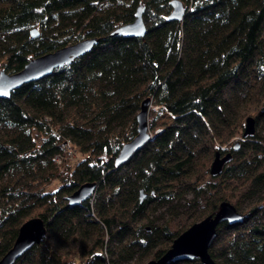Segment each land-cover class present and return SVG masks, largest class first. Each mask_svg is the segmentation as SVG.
<instances>
[{
	"label": "trees",
	"instance_id": "1",
	"mask_svg": "<svg viewBox=\"0 0 264 264\" xmlns=\"http://www.w3.org/2000/svg\"><path fill=\"white\" fill-rule=\"evenodd\" d=\"M181 1L175 20L172 0H0V71L98 39L0 97V259L39 216L46 238L15 264H143L235 199L243 219L221 223L209 252L216 264H264V135L243 136L247 116L264 121V0ZM139 7L145 36L113 34ZM147 98L173 121H152L151 139L118 165ZM217 150L233 158L213 176ZM87 182L95 193L71 205ZM163 207L173 217L161 222ZM183 208L188 223L174 218Z\"/></svg>",
	"mask_w": 264,
	"mask_h": 264
},
{
	"label": "water",
	"instance_id": "2",
	"mask_svg": "<svg viewBox=\"0 0 264 264\" xmlns=\"http://www.w3.org/2000/svg\"><path fill=\"white\" fill-rule=\"evenodd\" d=\"M172 11L170 19L180 20L185 14V5L181 0H172ZM144 8L139 7L134 21L124 24L117 28L113 34H125L128 36L143 37L147 32V27L143 19ZM32 35H38L36 29L32 30ZM97 38H86L76 43L64 46L54 52H50L35 58H32L25 67L16 72L9 73L5 69L0 71V97H8L10 93L22 85L41 79L49 75L56 68L70 64L77 57L90 51ZM151 98L145 99L141 104V110L137 114V135L126 142L120 149L116 164L120 165L126 162L135 152L139 151L143 145L151 139L149 130L148 112L151 105ZM256 132V118L252 115L245 119V129L243 136L253 135ZM239 143H236L238 147ZM233 153L227 151L222 153L217 150L210 165V174L220 175L225 165L231 161ZM96 183H84L74 193L68 196L71 205L79 204L89 199L96 191ZM146 194L141 193V200ZM243 219V213L239 211L235 204L230 201L220 203L219 209L215 214L206 216L200 221L193 223L184 230L167 251L158 258H153L145 264H169L179 260H193L200 258L203 264H216L212 258L209 249L217 236L219 225L225 221L231 223L240 222ZM47 234L45 222L39 216L26 220L20 227L18 236L11 249L0 259V264H15V262L31 247L41 244Z\"/></svg>",
	"mask_w": 264,
	"mask_h": 264
},
{
	"label": "rangeland",
	"instance_id": "3",
	"mask_svg": "<svg viewBox=\"0 0 264 264\" xmlns=\"http://www.w3.org/2000/svg\"><path fill=\"white\" fill-rule=\"evenodd\" d=\"M152 121H155L156 124L161 125L163 123L172 122L173 117L170 113H167V112L160 113L158 111V106L151 104L149 107V112H148V123H149V130L150 131H151L150 123H152ZM257 131L262 133V135H264V121L260 120L259 122H256V132ZM213 158L211 159V162L213 161ZM56 185H57V183H54L53 185L51 184L50 186H48V188L52 189V188L56 187ZM238 195L239 194H237V198L239 200L238 202L240 203L242 210H244L249 205V202H245L246 200L243 199L242 197L238 196ZM190 198H191V196L187 197V199H190ZM182 203L184 204V201H182ZM232 203L236 204V200L233 199ZM157 213H159L158 215H162L163 220H161V222L165 221L168 218L171 219L170 216L173 217V215L168 212V209L166 207L161 208L159 210V212H157ZM187 215H188V213H186V210L184 208L178 209V212H177L176 216H174V218L176 217L177 221H182V222L188 223V222H190L191 218L186 219ZM202 219H200V220H202ZM200 220H198V221H200ZM149 260H150L149 258H146L144 260L143 264H145ZM77 263H80V262H77Z\"/></svg>",
	"mask_w": 264,
	"mask_h": 264
},
{
	"label": "built area",
	"instance_id": "4",
	"mask_svg": "<svg viewBox=\"0 0 264 264\" xmlns=\"http://www.w3.org/2000/svg\"><path fill=\"white\" fill-rule=\"evenodd\" d=\"M65 152H66V154H68L69 156H74L73 155V151H72V149H70V148H68V149H65ZM65 154L64 155H62V156H57L56 157V160L59 162V163H62V161L65 159ZM67 158V157H66Z\"/></svg>",
	"mask_w": 264,
	"mask_h": 264
}]
</instances>
